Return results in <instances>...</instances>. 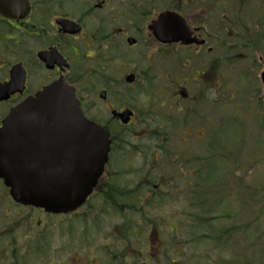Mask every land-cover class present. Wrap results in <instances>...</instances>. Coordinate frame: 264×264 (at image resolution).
<instances>
[{"label":"flooded vegetation","instance_id":"obj_1","mask_svg":"<svg viewBox=\"0 0 264 264\" xmlns=\"http://www.w3.org/2000/svg\"><path fill=\"white\" fill-rule=\"evenodd\" d=\"M12 5L0 7V129L15 108L64 83L84 117L108 135V148L90 193L65 215L16 202L0 170V264H56L58 256L45 255L44 243L54 242L57 230L69 244L72 222L92 255L77 264H149L151 238L160 229L144 211L211 199L204 172L209 173L207 152L217 144L211 142L222 130L225 95L218 71L247 61L242 52H258L264 0H18ZM159 32L168 36L158 39ZM120 47L137 49L141 66L133 68L130 56L129 70L119 74ZM201 143L207 156L197 159L193 151ZM59 146L62 136L55 139L56 151L46 147L47 160H65ZM184 213L178 209L175 216ZM59 220L63 228L54 224ZM138 243L143 249L135 247Z\"/></svg>","mask_w":264,"mask_h":264},{"label":"rangeland","instance_id":"obj_2","mask_svg":"<svg viewBox=\"0 0 264 264\" xmlns=\"http://www.w3.org/2000/svg\"><path fill=\"white\" fill-rule=\"evenodd\" d=\"M257 32L263 37L258 52H242L247 61L224 65L218 71L223 84L220 95H225L222 130L211 142L217 144L207 152L209 173L204 172L209 176L204 187L212 193L211 199L192 202L193 207L190 202L170 203L144 211L152 226L160 229L151 238L149 264H264V89L259 79L264 62L256 60H264V27ZM136 51L119 48V74L129 70L130 56L133 68L141 66ZM202 149L203 143L193 151L197 159L207 156ZM178 209L185 213L177 218ZM54 224L63 228L60 220ZM71 227L69 244H65L64 231L57 230L55 241L44 243L45 255L58 256L56 264H65L62 259L67 258L77 264L79 259L92 257L81 245L80 226L72 222ZM135 247L143 249L139 243Z\"/></svg>","mask_w":264,"mask_h":264},{"label":"water","instance_id":"obj_3","mask_svg":"<svg viewBox=\"0 0 264 264\" xmlns=\"http://www.w3.org/2000/svg\"><path fill=\"white\" fill-rule=\"evenodd\" d=\"M14 1L0 0V7H13ZM129 43L134 44L131 39ZM261 82L264 85V70ZM61 136L58 151L63 149L65 160H47L46 147L56 151L55 139L60 142ZM107 144V134L80 113L73 93L56 83L15 108L3 122L0 170L16 202L65 214L75 211L90 193L107 160Z\"/></svg>","mask_w":264,"mask_h":264},{"label":"trees","instance_id":"obj_4","mask_svg":"<svg viewBox=\"0 0 264 264\" xmlns=\"http://www.w3.org/2000/svg\"><path fill=\"white\" fill-rule=\"evenodd\" d=\"M228 233H225V235H227Z\"/></svg>","mask_w":264,"mask_h":264}]
</instances>
